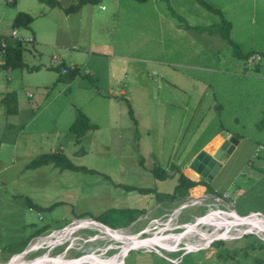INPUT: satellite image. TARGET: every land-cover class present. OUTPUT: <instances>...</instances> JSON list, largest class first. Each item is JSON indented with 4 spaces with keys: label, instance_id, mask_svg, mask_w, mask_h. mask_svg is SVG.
<instances>
[{
    "label": "rangeland",
    "instance_id": "rangeland-1",
    "mask_svg": "<svg viewBox=\"0 0 264 264\" xmlns=\"http://www.w3.org/2000/svg\"><path fill=\"white\" fill-rule=\"evenodd\" d=\"M0 1L5 7L0 36L10 41L17 30L18 37L35 40L24 42V60L38 67L33 72L0 70V87L10 80L17 88L16 103L21 104L18 118L0 113V139H16L20 125L25 127L17 153L0 151V264L19 258L38 241H43L41 248L30 251L26 261L49 251L51 257L66 253L65 258L73 259L103 250L83 262H120V257L110 259L126 244L109 239L95 224L80 223L83 220H111L118 232L144 231L141 238H146L164 229V234L176 232L211 210L234 207L239 215H264V0H206L232 22L234 44L217 28L214 33L185 29L162 0H100L89 4L96 9L95 24L88 15L80 30L82 44L91 38L93 47L79 48L77 54L61 47L58 8L39 0H17L13 6ZM119 1L121 16L99 26L97 20L113 12ZM169 5L192 27L214 26L221 20L197 0H169ZM99 6L107 11L97 10ZM44 9L50 22L40 15ZM18 12L34 17L31 29L13 28L11 18ZM238 51L254 53L260 60L249 64ZM72 56L79 65L88 59L93 71H85L90 79L68 81L62 74ZM123 87L125 96L120 93ZM80 113L95 127L78 141L70 127ZM230 132L244 140L220 178L202 192L184 189L173 198L180 173L211 141ZM52 152L64 153L76 166L95 173L52 165L28 169L39 154ZM155 167L171 176L155 178ZM185 204L189 206L181 210ZM224 215L215 211L205 220L219 221ZM129 218H135L131 224ZM42 229L47 230L39 232ZM223 231L227 239L201 241ZM61 234L72 239H61ZM243 234L242 228L229 233L224 225L198 223L181 236L158 238L148 245L151 250H130L123 264H264V236Z\"/></svg>",
    "mask_w": 264,
    "mask_h": 264
},
{
    "label": "trees",
    "instance_id": "trees-1",
    "mask_svg": "<svg viewBox=\"0 0 264 264\" xmlns=\"http://www.w3.org/2000/svg\"><path fill=\"white\" fill-rule=\"evenodd\" d=\"M43 3H46L49 7L55 8L59 6V2L56 0H39ZM100 0H79V2L75 5H72L68 8L65 9V12L67 14L75 13L78 12L84 5H89V4H97L99 3ZM136 2L144 3L149 0H133ZM167 5L169 6V9L171 11L172 16L177 18L180 22L184 24L185 29L188 30H193L195 29L197 32L204 33H214V28H217L218 31L220 32L221 37L225 40L230 42L231 44H234L231 40V30H232V24L228 20L225 19L223 16V13L220 9L214 8L210 3H208L206 0H197L203 7H205L207 10L216 13L220 15V23L214 26H200V27H192L188 25L183 17L178 15L174 10L170 7L169 5V0H162ZM34 22V17H32L30 14L25 13V12H19L16 14L14 20H13V28H30L31 24ZM6 42V46L3 48L2 43ZM26 48L24 46L23 42L20 41H13V42H8V40L4 38H0V53L4 54V60L3 63L0 64V70L5 69V70H15V69H27L29 72H33L35 70H38V67H29L25 60H24V54H25ZM238 56L245 58L246 60H249L254 53H249L247 55H242L238 51L237 53ZM264 57V54H263ZM67 73L65 74L67 76L68 81H73L79 74V71L74 68V69H67ZM10 97L11 94L9 93ZM9 95L7 96V98ZM10 99V98H9ZM95 126L90 123V120L88 117H86L84 114H81L77 117V119L74 121V123L70 127V131L76 135L78 138V141L80 140L79 138L83 137L85 133L94 128ZM52 165L56 168H59L62 171L65 170H70L74 172H83V173H95L94 171L83 167V166H76L73 164V162L64 154L60 152H52V153H44L36 158H34L28 165V169H38L43 166H49ZM153 175L155 178L160 179V180H166L168 179L171 175H169L164 169L160 167H155L152 171ZM200 185H207V182L205 181H193L189 179L188 177L185 176L184 173H180L179 177V183L178 186L176 187V190L174 194L172 195L173 198L177 200L179 193L184 190V189H193L196 188L197 186ZM208 190L211 191L213 194H217L213 192L212 188L208 186ZM127 190L129 191H135L139 190L137 188H132V187H127ZM142 194L144 193H149L150 191L147 189L139 190ZM218 195V194H217ZM174 199V200H175ZM131 212V211H130ZM136 215L141 214L140 212L134 213ZM133 214V215H134ZM121 217L125 216V211H121ZM136 217V216H135ZM135 219V218H134ZM134 219L129 218L128 224H131ZM99 223H102L103 225L116 230L114 227L113 222L110 220L109 222L107 221H99ZM47 229H42L39 232L46 231ZM263 246V245H262Z\"/></svg>",
    "mask_w": 264,
    "mask_h": 264
},
{
    "label": "water",
    "instance_id": "water-1",
    "mask_svg": "<svg viewBox=\"0 0 264 264\" xmlns=\"http://www.w3.org/2000/svg\"><path fill=\"white\" fill-rule=\"evenodd\" d=\"M239 140H237L235 137H225V136H218L215 140L211 141L200 153L199 155L191 162L189 165V169L185 171V176L188 177L191 180L197 181L198 178L204 180L205 182L209 183L210 181L214 180L215 177L220 173V170L222 167L224 168V165L229 163L230 157L233 155L234 151L238 148L239 146ZM206 198V197H205ZM204 199V198H203ZM193 205V203H192ZM189 205H183L181 207V210L183 208H186ZM215 211H220L221 213L225 214L228 216L229 219H232V222L234 225H236L237 228H242L245 232V234H255V235H262L264 236V232L258 233V230L253 228L251 225V220L254 219V217L258 218L260 221L264 223V215L260 213H249L247 215H239L238 212L235 210L234 207L231 208V211H228L226 209H218V210H211L206 213H203L201 216L197 217L194 219L193 222L185 224L184 226L180 227V230L176 232H169L166 234L163 233H156L153 236H148L146 238H141L144 234L147 232H142L140 234L136 235H124V238L127 240L133 241L134 236L139 237V240L136 241L135 243L140 244V243H145L148 241H153L157 238L161 237H166L169 235H178L181 236L185 233H187L189 230H192L199 222H201L203 219L214 213ZM225 216V217H226ZM82 222L88 223L89 225H94V224H99L105 231L107 235H113V233L110 232H117V230H113L102 223H99L95 220H83ZM80 226V225H79ZM79 226H75V228H78ZM206 227V226H205ZM69 228V227H67ZM80 229V228H78ZM243 234V235H245ZM228 233L226 231H223L215 240H220V239H227ZM110 239V236H109ZM264 240V238H263ZM136 244V246H130L128 247L127 250H124L121 248L119 252V257L122 259L121 263L124 261V257L127 255V253L132 250V249H141L143 247H139ZM113 249V248H112ZM115 249V248H114ZM111 250V249H109ZM107 250L106 252H108ZM28 251V250H27ZM27 251L24 252V254L27 253ZM100 251L103 250H94L90 251L82 256L79 257H74L73 259H57L54 257L48 258L46 256L47 253L42 254L41 256L29 260L28 264H46L44 262H51V264H82L80 262L84 257L89 256L90 254L93 253H99ZM158 251V249H157ZM92 252V253H91ZM66 257V256H65ZM11 261V260H10ZM9 261V262H10ZM6 264H10V263ZM117 263V264H121ZM91 264V263H87ZM99 264H104L103 262H100Z\"/></svg>",
    "mask_w": 264,
    "mask_h": 264
},
{
    "label": "crops",
    "instance_id": "crops-1",
    "mask_svg": "<svg viewBox=\"0 0 264 264\" xmlns=\"http://www.w3.org/2000/svg\"><path fill=\"white\" fill-rule=\"evenodd\" d=\"M154 1H157V0H149L147 2L140 3V4H148L149 2H153L154 3ZM16 2H17V0H6V3H7L6 5L11 4L13 6V5H15ZM18 4H17V6H18ZM122 4L123 3H120V1L116 2L115 3V8H113V12H110L109 14L105 13L103 15V17H102L103 19L97 20V23L99 24V26H104V24L107 25L111 21V17L114 18V15L121 16V14H122V12H121L122 11L121 10ZM72 5H75L74 2L70 3V4H66V5H59L58 7H55V8H58L60 14H62V17H60L61 23L63 24L61 26V27H63L62 33H61L62 34L61 35V39H62V43L63 44H62L61 47H63V48L65 47L64 48L65 51H72L73 53H75V51H78L79 48H84V49L88 48V49H90L91 47H93L94 43H91V38L88 39V42H85L84 45L82 44L85 41V39L82 38L83 36L80 33V30H82V28H83L82 22H83L84 18L88 17V15H90L91 24H93V23L95 24L93 13H94V11L96 9H94L92 7H89L90 5H84L78 12L67 14L65 12V9L70 7V6H72ZM49 8H52V7H49ZM55 8H53V9H55ZM4 9H5L4 4L0 1V13L3 12ZM103 9L104 8H102L100 6L97 8V10H100L101 12H106L107 11V10L104 11ZM157 10L158 9H156L155 12H157ZM123 11H124V9H123ZM158 14H159V12H158ZM40 15L43 16L44 18H47V20L49 22L51 21L50 20L51 15H50V13H48L47 10L44 9L43 12H41ZM15 16H12L11 19L14 20ZM142 18H143V15H142ZM229 22H231V21H229ZM231 24H232V22H231ZM232 28H233V25H232ZM29 29H31V28H29ZM14 31H17V30H14ZM107 31H108L109 37H112L113 36V30H111V27L109 28V26H108L107 27ZM124 32H125V30H124ZM18 35L19 34L17 32V38L16 39L12 38V35H11L10 36V41L7 38L3 37V36H0V38H4V39L8 40L9 43L13 42V41H17V40H19V38L21 40H24L25 42H28V43L36 42L33 39H24V38L18 37ZM33 37H34V39H37V34L35 33V31H33ZM63 48H61V49L63 50ZM88 53L91 54L92 51H89ZM1 54L2 53H0V64H2L3 60H4V54H2V55ZM75 54H77V53H75ZM115 57L119 58L118 56H115ZM68 59L70 61L71 66L64 65L63 68H62V72H63L64 69H68V68L69 69H74V68H76L79 71V74L73 81H75V80H77V79H79L81 77H83V78L85 77L87 79H90L91 74H89L88 71H91V70L93 71V69H91L90 66L87 64L88 63V59L85 60L80 65L79 64H75L73 56L69 57ZM2 70H5V69H2ZM85 70H88V71H85ZM83 72L85 74H83ZM91 81L93 82L92 79H91ZM7 85L8 86L5 87V88H1L0 87V113H2L3 115L5 114L6 118H7V115H11V116H14V117L18 118L20 116V112H21V104L20 103H16V101H17L16 100V98H17V92H16L17 88L15 86H13V83H11L10 80L7 83ZM9 93H13V94H11V97H10ZM109 93H113V92L111 91ZM120 93L122 95H124V96L126 95L124 87L122 88ZM115 94H113V95H115ZM8 95H9V97L7 98ZM20 127H21V129L19 130L18 136H17L16 139H0V145H3V144L6 145L5 149H2V147L0 148V151L2 153H7V152L12 153V154L17 153V151H18V143H19V147H20V144H21L20 143V141H21L20 137L23 136L24 129H25V127L23 125H20ZM222 136H225V137L234 136V137H236L237 139L240 140V144L243 143V140H244L242 137H238V136H236V135H234L232 133L231 134H227V135H222ZM222 170H223V167L220 170V173H218V175H217L218 179L220 178V174L222 173ZM217 176L215 178H217ZM197 181H199V180H197ZM200 181H202V179H200ZM196 188H198L202 192V191H204L206 186L205 185H200V186H197ZM120 262H121V258H120ZM123 262L121 264H123Z\"/></svg>",
    "mask_w": 264,
    "mask_h": 264
},
{
    "label": "bare ground",
    "instance_id": "bare-ground-1",
    "mask_svg": "<svg viewBox=\"0 0 264 264\" xmlns=\"http://www.w3.org/2000/svg\"><path fill=\"white\" fill-rule=\"evenodd\" d=\"M178 209V208H177ZM226 215H224L219 221L218 220H205V219H203L201 222H199V223H205V224H207V225H209V226H211V225H214V224H217V225H224L226 228H227V230L229 231V233L234 229V228H237L236 227V225H234L233 224V222H232V219H229L228 218V216H226ZM260 220L258 219V218H256V217H254V219L253 220H251L250 222H251V225L253 226V228H255V229H257L258 230V233H260V232H264V223H262V222H259ZM80 223H83V224H87V223H84V222H80ZM97 227H99V228H101L102 229V231H105L99 224H95ZM72 227V226H71ZM70 228V227H69ZM169 228H171V226H169ZM68 229V228H67ZM80 229H83V228H80ZM66 230V229H65ZM151 230V229H150ZM165 229L164 230H162V233L164 234L165 233ZM106 232V231H105ZM189 232V231H188ZM110 233H113V235H108V237L110 236V238L111 239H113V240H115V241H118V242H120L121 243V245H124V244H126V245H124V247L122 248V247H120V249L122 248V249H124V250H127L128 249V247H130L131 245L133 246H136V244L137 243H135L136 241H138L139 240V237H136V236H134V240L133 241H131V240H127V239H125L124 238V235H126V234H123V233H120V232H110ZM106 234V233H105ZM176 236H178V235H176ZM53 237V236H52ZM59 237V236H58ZM218 236H213V235H210L209 237H206L205 239H201V241H203V242H207V241H209V240H212V239H216ZM59 238H61V239H66V241H69V240H71L72 239V237H65L63 234H61L60 235V237ZM228 238V237H227ZM158 239V238H157ZM157 239H155V240H153V241H148V242H145V243H140V244H137L139 247L141 246V247H143V248H141V249H150V248H148V245L150 244V243H153L154 241H156ZM39 242V241H38ZM37 242V244H36V246H35V244L34 245H32V246H30V249H28V251H27V253L26 254H24V252L23 253H21L18 257L19 258H17V259H11V261L9 262L10 264H28V261H26L24 258L29 254V252L30 251H33V250H36V249H39V248H41V245H42V242L43 241H41L40 243H38ZM176 242H180V241H176ZM211 243V242H210ZM63 246V245H62ZM113 246V245H112ZM157 246H162V245H157ZM189 250H191L190 248H188ZM151 250V249H150ZM107 250H104V252H106ZM94 254V253H93ZM46 256L48 257V258H51V255H50V251L46 254ZM65 256H66V253L65 254H62L61 256H59L57 259H64L65 258ZM116 257H119V255H115L113 258H111L110 260H113L114 258H116ZM23 258V259H22ZM91 258H93V257H90V258H88V259H91ZM83 261H87V258L86 259H82L80 262H82V264H86V263H88V262H83ZM118 261H120V260H118ZM100 262H103L104 264H113L112 263V261H101L100 259H97L96 258V260H94L91 264H99ZM44 263H46V264H51V262H44ZM81 264V263H80Z\"/></svg>",
    "mask_w": 264,
    "mask_h": 264
},
{
    "label": "built area",
    "instance_id": "built-area-1",
    "mask_svg": "<svg viewBox=\"0 0 264 264\" xmlns=\"http://www.w3.org/2000/svg\"><path fill=\"white\" fill-rule=\"evenodd\" d=\"M12 38H17V31H13V33H12ZM17 41H20V42H25L24 40H21L20 38H19V40H17ZM6 46V42H3L2 43V47L4 48ZM256 60H260V57L258 56L256 59L252 56L249 60H248V63L249 64H251V63H254ZM67 73V69H64L63 70V74H66ZM216 199H218V196L217 197H215ZM154 250H157V248L156 249H154ZM118 263H121V262H118Z\"/></svg>",
    "mask_w": 264,
    "mask_h": 264
},
{
    "label": "flooded vegetation",
    "instance_id": "flooded-vegetation-1",
    "mask_svg": "<svg viewBox=\"0 0 264 264\" xmlns=\"http://www.w3.org/2000/svg\"><path fill=\"white\" fill-rule=\"evenodd\" d=\"M197 156H198V155H197ZM197 156H195L194 159H195ZM194 159H193V160H194ZM193 160H192V161H193ZM192 161H191V162H192ZM216 197H217V196H216ZM214 198H215V197H214Z\"/></svg>",
    "mask_w": 264,
    "mask_h": 264
}]
</instances>
